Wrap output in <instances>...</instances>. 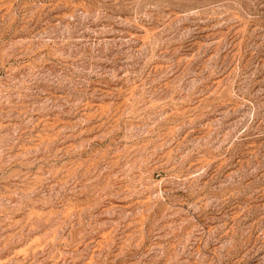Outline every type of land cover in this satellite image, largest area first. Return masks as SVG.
Here are the masks:
<instances>
[{"label": "rangeland", "instance_id": "374dc122", "mask_svg": "<svg viewBox=\"0 0 264 264\" xmlns=\"http://www.w3.org/2000/svg\"><path fill=\"white\" fill-rule=\"evenodd\" d=\"M0 264H264V0H0Z\"/></svg>", "mask_w": 264, "mask_h": 264}]
</instances>
